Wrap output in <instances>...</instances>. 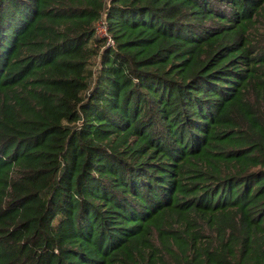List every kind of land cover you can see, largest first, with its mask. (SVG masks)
Instances as JSON below:
<instances>
[{"label":"trees","instance_id":"obj_1","mask_svg":"<svg viewBox=\"0 0 264 264\" xmlns=\"http://www.w3.org/2000/svg\"><path fill=\"white\" fill-rule=\"evenodd\" d=\"M263 8L0 0V264H264Z\"/></svg>","mask_w":264,"mask_h":264},{"label":"rangeland","instance_id":"obj_2","mask_svg":"<svg viewBox=\"0 0 264 264\" xmlns=\"http://www.w3.org/2000/svg\"><path fill=\"white\" fill-rule=\"evenodd\" d=\"M250 38L254 44L264 48V8L254 29L250 33Z\"/></svg>","mask_w":264,"mask_h":264},{"label":"built area","instance_id":"obj_3","mask_svg":"<svg viewBox=\"0 0 264 264\" xmlns=\"http://www.w3.org/2000/svg\"><path fill=\"white\" fill-rule=\"evenodd\" d=\"M95 32L98 36L105 38L106 44L112 45L114 43L113 38L108 33L107 24L103 17H100L95 23Z\"/></svg>","mask_w":264,"mask_h":264}]
</instances>
